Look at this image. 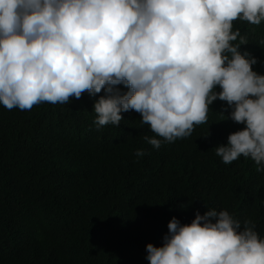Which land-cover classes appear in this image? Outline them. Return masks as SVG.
Returning a JSON list of instances; mask_svg holds the SVG:
<instances>
[{
    "label": "clouds",
    "instance_id": "1",
    "mask_svg": "<svg viewBox=\"0 0 264 264\" xmlns=\"http://www.w3.org/2000/svg\"><path fill=\"white\" fill-rule=\"evenodd\" d=\"M235 20L261 24L264 0H0V105L25 111L103 90L93 103L97 128L118 127L121 113L134 110L160 137L144 141L176 152L193 143L194 127L207 122L219 99L230 109L227 117L219 113L223 119L245 127L215 154L224 164L251 158L264 172V74L253 70L256 57L239 51L247 39L233 30ZM10 167L0 158V178L23 180L20 202L38 195L40 222L53 221V193L36 189L26 173L8 176ZM167 229L162 246L145 245L149 264H264L255 222L227 210H197L189 224L173 216ZM18 259L12 252L7 264Z\"/></svg>",
    "mask_w": 264,
    "mask_h": 264
},
{
    "label": "trees",
    "instance_id": "2",
    "mask_svg": "<svg viewBox=\"0 0 264 264\" xmlns=\"http://www.w3.org/2000/svg\"><path fill=\"white\" fill-rule=\"evenodd\" d=\"M236 29L247 39L239 51L256 57L253 70L264 74V21L235 20ZM103 94L85 92L66 105L41 103L25 111L0 105V158L11 166L6 174H28L36 189L53 193L59 212L41 223L38 195L20 202L23 180L0 178V264L12 252L19 259L11 264H149L145 245L162 246L173 216L189 224L197 210L203 215L208 208L251 219L264 237V172L251 158L224 164L215 154L230 133L245 127L219 114L228 116L226 102L213 101L207 122L194 127L193 143L175 152L144 141L156 134L134 110L121 113L118 127L97 128L93 103ZM137 149L146 155L138 158ZM112 209L118 212L113 218ZM164 217L162 228L152 227Z\"/></svg>",
    "mask_w": 264,
    "mask_h": 264
}]
</instances>
